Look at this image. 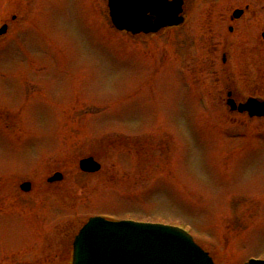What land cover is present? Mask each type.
Masks as SVG:
<instances>
[{"label":"rangeland","instance_id":"1","mask_svg":"<svg viewBox=\"0 0 264 264\" xmlns=\"http://www.w3.org/2000/svg\"><path fill=\"white\" fill-rule=\"evenodd\" d=\"M17 2L0 0V264H72L100 214L182 225L216 264L264 261V118L227 106L228 88L264 100V0H193L141 39L107 0Z\"/></svg>","mask_w":264,"mask_h":264},{"label":"water","instance_id":"2","mask_svg":"<svg viewBox=\"0 0 264 264\" xmlns=\"http://www.w3.org/2000/svg\"><path fill=\"white\" fill-rule=\"evenodd\" d=\"M184 0H108L114 27L132 35L155 34L184 23ZM242 12H236L238 17ZM6 33V27L0 36ZM232 111L236 105L228 102ZM240 113L264 117V102L250 99L238 107ZM80 169L96 173L101 166L88 158ZM60 174L49 181H59ZM29 183L21 189L30 191ZM73 264H214L212 259L184 230L159 224L109 222L94 218L83 227L73 244ZM248 264H264L251 261Z\"/></svg>","mask_w":264,"mask_h":264},{"label":"flooded vegetation","instance_id":"3","mask_svg":"<svg viewBox=\"0 0 264 264\" xmlns=\"http://www.w3.org/2000/svg\"><path fill=\"white\" fill-rule=\"evenodd\" d=\"M192 2H193V0H188V1H186L185 6H184V18H185V24H187V21H188V18H189V14H190V13H188L187 10H188L189 5H190ZM244 9H245V10L239 8V9L234 10L233 13H232V15H231V17H230V22L233 23V24H235L236 22H238V21L242 20L243 18L247 17L248 15H250L251 12H254L253 9L251 8V6H249V5H247ZM259 10L264 11V4L262 5L261 8H259ZM236 11H242V14H241L240 16H238V17H235L234 13H235ZM206 16H207V19H206L207 21H210V20L212 19V14H211V13H206ZM14 20H16L15 17H13V21H14ZM207 21H205V23H206ZM228 32H229L230 34H233V32H234V26H229V28H228ZM261 36H262L261 39H262L263 42H264V32H262ZM204 37H205V36H204ZM227 57H228L227 54L224 53L223 56H222V64H223V65H226V64H227V62H228V58H227ZM227 91H229V92L227 93V96H228L230 99L236 101V99L234 98V93H233V91H231V89H229V88L227 89ZM236 102L241 103L242 101H241V102L236 101Z\"/></svg>","mask_w":264,"mask_h":264}]
</instances>
